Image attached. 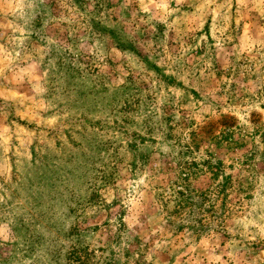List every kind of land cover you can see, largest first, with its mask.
I'll return each instance as SVG.
<instances>
[{
    "label": "rangeland",
    "instance_id": "1",
    "mask_svg": "<svg viewBox=\"0 0 264 264\" xmlns=\"http://www.w3.org/2000/svg\"><path fill=\"white\" fill-rule=\"evenodd\" d=\"M0 264H264V0H0Z\"/></svg>",
    "mask_w": 264,
    "mask_h": 264
}]
</instances>
